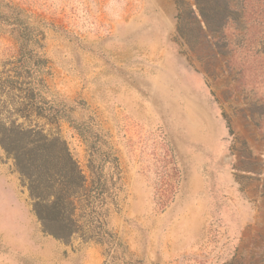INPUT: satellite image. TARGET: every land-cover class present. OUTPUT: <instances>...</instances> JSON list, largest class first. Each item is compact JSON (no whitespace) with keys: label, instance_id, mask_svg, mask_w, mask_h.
<instances>
[{"label":"rangeland","instance_id":"374dc122","mask_svg":"<svg viewBox=\"0 0 264 264\" xmlns=\"http://www.w3.org/2000/svg\"><path fill=\"white\" fill-rule=\"evenodd\" d=\"M230 8L189 45L174 0H0L40 27L47 97L98 147L66 120L48 126L96 187L65 244L0 146V264H264V0ZM2 19L5 78L19 32Z\"/></svg>","mask_w":264,"mask_h":264},{"label":"trees","instance_id":"16d2710c","mask_svg":"<svg viewBox=\"0 0 264 264\" xmlns=\"http://www.w3.org/2000/svg\"><path fill=\"white\" fill-rule=\"evenodd\" d=\"M174 1L178 8L177 32L189 45L196 27L205 25L216 31L232 12L230 0H193L194 4ZM0 17L19 32L13 74L0 78V146L13 160L28 190L42 231L69 244L83 233L86 216L79 210L96 187L89 188L88 178L67 141L48 126L66 120L88 144L97 134L85 122L74 119L64 102L47 97L43 78L48 73L47 60L35 52L36 46L41 47L40 27L18 14L0 13ZM95 142L93 139L90 145L97 149Z\"/></svg>","mask_w":264,"mask_h":264}]
</instances>
